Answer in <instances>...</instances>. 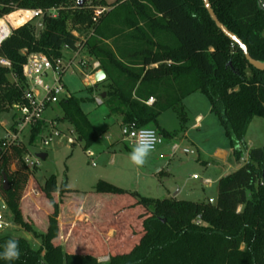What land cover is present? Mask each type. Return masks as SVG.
Instances as JSON below:
<instances>
[{
    "label": "trees",
    "instance_id": "obj_1",
    "mask_svg": "<svg viewBox=\"0 0 264 264\" xmlns=\"http://www.w3.org/2000/svg\"><path fill=\"white\" fill-rule=\"evenodd\" d=\"M67 1L0 0V18L7 15L15 27L0 45V57L11 63L10 68L0 67V113L22 101L27 86L22 66L29 53L57 58L63 56L65 46L74 49L79 43L100 62L106 77L94 86L104 84L102 103L121 125L134 122L138 127H158V117L168 109L183 120L182 100L201 93L224 131L231 154L239 161L246 150L250 122L254 117L264 119V70L250 65L239 46L217 28L203 0H116L94 24L93 12L81 7L71 15L69 28L67 11L58 9L56 17L43 18L37 33L35 19L21 25L28 12L23 18H19L20 12H13L57 8ZM208 1L249 55L264 63V8L258 0ZM81 35L85 41L80 40ZM150 98L153 101L148 104ZM80 103L72 95L57 106L61 119L72 126L86 150L99 134ZM41 125L32 129L29 146L39 137ZM159 133L170 138L176 132L160 129ZM26 153L23 144L0 148V196L13 223L32 231L19 207L31 173L23 160ZM40 190L52 209L45 231L38 235L40 246L32 248L26 239L15 237L22 255L15 261L0 259V264H264V145L247 150V160L219 178L213 203L147 198L99 180L95 187L99 196H131L125 204L108 200L102 210V219L110 217L111 223L122 225V230H114L108 238L103 252L108 255L106 260L90 250L67 252L54 241L59 231V205L71 192L67 181L58 185L51 175ZM54 193H58V201ZM111 223L103 222L100 228L106 232ZM10 237L0 235V244Z\"/></svg>",
    "mask_w": 264,
    "mask_h": 264
},
{
    "label": "rangeland",
    "instance_id": "obj_2",
    "mask_svg": "<svg viewBox=\"0 0 264 264\" xmlns=\"http://www.w3.org/2000/svg\"><path fill=\"white\" fill-rule=\"evenodd\" d=\"M108 1L110 0H85L82 8L89 9L91 12L98 8L107 10L110 8ZM57 9L67 11L69 28L72 22L71 15L79 9L76 0H68L60 4ZM38 29L36 27V33ZM94 74L88 79L89 84H85L86 78L81 75L79 66L74 64L66 69L62 83L75 97L81 99L80 107L99 134L98 139L85 150L83 142L78 139L72 126L61 119V109L57 105H52L50 109H47L46 118L55 117L57 129L61 134L48 146L42 144V138L39 136L30 147V159L35 165L28 166L31 173L24 185L19 207L24 221L31 226L32 231H25L14 224L10 210L4 206L0 207V214L3 215L5 221L4 228L0 229V235L10 234L13 237H22L32 248L37 249L40 246L41 239L38 235L45 231L47 215L52 211L40 186L45 179L53 175L58 185L66 180L67 186L71 189V192L62 197L59 205V231L54 241L61 244L67 252L90 250L99 253L100 260H106L108 255L103 252L108 238L113 235L114 230H122V225L111 223L110 217L102 219V210L108 200L117 204L122 202L125 204L131 196L129 194L99 196L95 190L99 180L106 181L127 192H136L141 196L154 199L165 198L168 196L167 190L173 194L172 192L179 187L202 189V179L209 177L213 182L209 186H204L202 197L213 203L214 199L211 198H214L216 192L217 177L222 172L226 171L227 174L241 166L247 160V150L264 145V119L261 117H254L250 122L245 134L246 150L243 151L239 161H236L231 154L228 140L213 113H210V117L215 121L214 123L210 121L211 118H208L209 126L199 130L190 129L195 115L198 112L206 113L209 106L207 97L196 93L182 104L183 120L178 117L177 112L173 111H168L158 118V124L163 128L178 129L177 132L180 133L181 129L186 127L187 137L182 140L176 139L173 142H168L163 137V142L151 152L147 163L137 168L128 158L133 146L123 140L119 118L109 111L105 103L96 102L95 98L101 97L105 88L102 83L94 86L97 83L92 81ZM13 117V110L8 109L0 113V141L6 137L7 130L12 126ZM150 127L158 129L154 125ZM181 134L183 133L179 134L180 137ZM68 138H73L75 144L72 145L71 141L67 140ZM57 141H62V145H58ZM174 144L178 146L175 150L172 149ZM162 145L167 146L165 153L170 158L162 157L157 152ZM216 146H225L228 151L226 159L220 160L223 164H216L210 157ZM185 148L193 150L195 154L183 153L182 149ZM40 152L46 154L44 159L39 156ZM14 169V165H11V170ZM158 169L162 171L159 173ZM194 175L197 176L196 179L192 178ZM179 196L185 195L182 193ZM53 198L55 201L60 199L58 193H54ZM191 198L186 197V200H193ZM0 200H2L1 196ZM115 217L114 221L120 218ZM106 221H109L111 225L104 232L101 225Z\"/></svg>",
    "mask_w": 264,
    "mask_h": 264
},
{
    "label": "built area",
    "instance_id": "obj_3",
    "mask_svg": "<svg viewBox=\"0 0 264 264\" xmlns=\"http://www.w3.org/2000/svg\"><path fill=\"white\" fill-rule=\"evenodd\" d=\"M58 9L52 7L50 9H18L13 12H20L19 18H23L25 12L29 13V16L22 22L21 25L29 22L33 19L36 20V27L42 28V20L45 16L56 17ZM106 11L104 8H98L93 12L92 22H97L100 15ZM12 12V13H13ZM15 28L12 25V21L4 15L0 18V45L10 36L11 30ZM90 29V34L92 33ZM73 34L78 36V33L73 31ZM80 40L85 41L84 36H79ZM25 50H23L24 52ZM64 51H69L70 56L65 59L64 54L61 57L50 58L41 52L29 53L26 57V61L22 66V75L26 80V88L22 93V101L14 102L9 106V110L14 111L13 124L7 130L6 137L0 141V148L6 149L12 145H26L27 153L24 155L23 160L28 166H34L35 163L30 159V147L28 140L31 135L32 129L42 123L41 133L39 136L42 138V144L48 146L50 142L59 137L61 132L57 129V122L55 117L45 118V112L51 105H57V103L63 99H69L73 94L62 83V77L66 69L69 66L77 64L79 66L81 75L89 82L91 75L100 69V62L88 55L85 52L84 46H80L76 43L74 49L64 47ZM11 63L8 59L0 57V67L10 68ZM93 73V74H92ZM12 81L15 86H18L16 78L12 76ZM92 81L95 80L92 78ZM93 83V84H94ZM89 84V83H88ZM92 84V83H91ZM98 104L102 103L101 97H96ZM151 100V99H150ZM141 129H149L155 132L156 144L155 149L163 142V136L152 127H138L134 122L123 124L120 126V132L124 141H127L131 146H134L136 135ZM68 141L74 142L73 138H68ZM62 145V141H57V144ZM176 144L172 145V149H177ZM154 149V150H155ZM185 154H194L193 150L182 149ZM42 153V152H40ZM193 178H197L196 175ZM205 184L210 181L208 179L203 180ZM5 221L3 215L0 214V229L4 228Z\"/></svg>",
    "mask_w": 264,
    "mask_h": 264
},
{
    "label": "crops",
    "instance_id": "obj_4",
    "mask_svg": "<svg viewBox=\"0 0 264 264\" xmlns=\"http://www.w3.org/2000/svg\"><path fill=\"white\" fill-rule=\"evenodd\" d=\"M114 1H116V0H110V1H108V2H110V4L111 3H113ZM71 54H70V52L69 51H65L64 52V57L65 58H68L69 56H70ZM85 84H88V82L85 80V82H84ZM196 93H192V94H190V95H188L187 97H185L183 100H182V104H184L183 102L185 101V100H189L188 98H190V96H192V95H195ZM151 99V100H150ZM149 100H148V104H151L152 103V101H153V99L152 98H150ZM188 102V101H187ZM52 106V105H51ZM50 106V107H51ZM50 107H48L47 109H50ZM168 111H173V112H175V110H173V109H168V110H166V111H164L163 113H161L160 114V116L162 115V114H164V113H166V112H168ZM210 113H211V111H210V104H209V106L207 107V112L206 113H200V112H198L196 115H195V118H194V121L192 122V124L190 125V129H197V130H199V129H201V128H205V126H209L208 124V118L210 119V121L212 122V123H214L215 121L212 119V117H210ZM45 116V115H44ZM159 116V117H160ZM158 117V118H159ZM45 118H46V116H45ZM52 118V117H51ZM48 119V118H47ZM118 122H119V124H120V126H121V120L119 119L118 120ZM160 129H163V130H166V131H168V132H176L173 136H171L170 138H165V140H168V142H173L174 140H176V139H180V140H182V139H184L185 137H187V133H186V131H185V129H186V127H184V128H182L181 129V131H180V133H183V134H181V137L179 136V132H177L178 131V129H175L174 130V128H172V130H170L171 128H163V127H160V125L158 124V129H157V131L159 132L160 131ZM192 144H193V142L192 141H190ZM60 143H58V145H59ZM194 148H196L197 149V146H195L194 145ZM165 150H167V146H161L159 149H158V153H160V156H162V157H168V158H170V156L168 155V154H166L165 152ZM230 152V151H229ZM195 154V153H194ZM193 154V155H194ZM228 155V151L226 150V148H225V146H216L215 148H214V150L212 151V153H211V155H210V157L212 158V160L217 164H223L220 160L221 159H226V156ZM159 156V157H160ZM203 162V161H202ZM157 171H159V173L162 171V170H157ZM226 174V171L225 172H222L218 177H217V179L219 180V178H221L223 175H225ZM193 178V177H192ZM193 179H196V178H193ZM205 179H208L210 182L208 183V184H205L204 182H203V180H205ZM217 180V181H218ZM213 181L209 178V177H205V178H203L202 179V184H201V188L202 189H199V187H193V188H187V189H183V187H179V188H177V190L176 191H173L172 193L173 194H171L170 192H169V190H167L168 191V196H166V198H175V199H178V200H186V197H192L191 199H193L192 201H207L205 198H203L202 197V193L204 192V186H209V185H211V183H212ZM217 189V188H216ZM184 194L185 196H183V197H181V196H179V195H181V194ZM100 196H103V195H100ZM215 196H216V192H215V195H214V198H211V199H215ZM202 197V198H201ZM100 198H103V197H100Z\"/></svg>",
    "mask_w": 264,
    "mask_h": 264
},
{
    "label": "clouds",
    "instance_id": "obj_5",
    "mask_svg": "<svg viewBox=\"0 0 264 264\" xmlns=\"http://www.w3.org/2000/svg\"><path fill=\"white\" fill-rule=\"evenodd\" d=\"M156 135L149 129H141L136 135V140L129 153L130 162L137 168L143 167L147 159L155 149ZM22 255L20 241L15 237H10L3 244H0V259L5 261L19 260Z\"/></svg>",
    "mask_w": 264,
    "mask_h": 264
},
{
    "label": "water",
    "instance_id": "obj_6",
    "mask_svg": "<svg viewBox=\"0 0 264 264\" xmlns=\"http://www.w3.org/2000/svg\"><path fill=\"white\" fill-rule=\"evenodd\" d=\"M85 0H76V5L77 7L81 8L83 7V4H84ZM203 3H204V7L205 9L207 10L209 16L211 17V19L214 21L215 25L217 26V28L225 35L227 36L230 40H232L233 42H235L239 48L241 49L244 57L246 58V60L248 61V63L250 65H252L253 67L257 68V69H260V70H264V63L263 62H260V61H257L255 59H253L248 51H247V48L246 46L242 43V41L236 36L234 35L231 31H229L219 20L218 18L216 17L215 13L213 12L212 8H211V5L209 3L208 0H203ZM258 5L259 7H262L264 8V0H258ZM106 75H105V72L103 70H98L95 74H94V80L95 82H101L105 79ZM105 97V92L101 93V98H104ZM39 156L44 159L46 157V154L45 153H40ZM2 184H3V189L6 190L8 189V186H7V179H6V176H3V181H2ZM0 207H4V203L2 200H0Z\"/></svg>",
    "mask_w": 264,
    "mask_h": 264
}]
</instances>
